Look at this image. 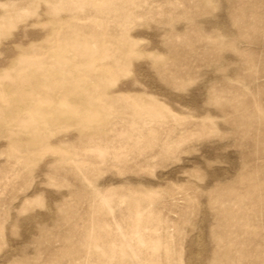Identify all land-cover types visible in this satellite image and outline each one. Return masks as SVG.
<instances>
[{"label": "rangeland", "instance_id": "1", "mask_svg": "<svg viewBox=\"0 0 264 264\" xmlns=\"http://www.w3.org/2000/svg\"><path fill=\"white\" fill-rule=\"evenodd\" d=\"M0 264H264V0H0Z\"/></svg>", "mask_w": 264, "mask_h": 264}]
</instances>
